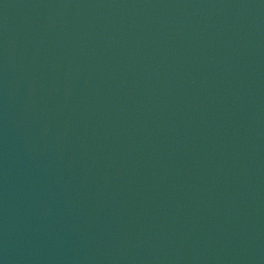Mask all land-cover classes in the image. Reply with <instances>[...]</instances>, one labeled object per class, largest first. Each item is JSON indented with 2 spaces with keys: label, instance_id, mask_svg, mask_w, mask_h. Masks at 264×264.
Instances as JSON below:
<instances>
[{
  "label": "water",
  "instance_id": "1",
  "mask_svg": "<svg viewBox=\"0 0 264 264\" xmlns=\"http://www.w3.org/2000/svg\"><path fill=\"white\" fill-rule=\"evenodd\" d=\"M0 264H264V0H0Z\"/></svg>",
  "mask_w": 264,
  "mask_h": 264
}]
</instances>
